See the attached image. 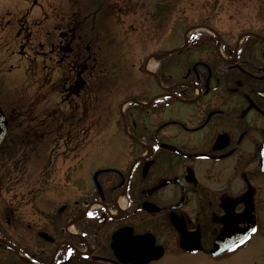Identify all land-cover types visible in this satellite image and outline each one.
<instances>
[{"label":"flooded vegetation","instance_id":"af4514ba","mask_svg":"<svg viewBox=\"0 0 264 264\" xmlns=\"http://www.w3.org/2000/svg\"><path fill=\"white\" fill-rule=\"evenodd\" d=\"M57 1L0 6V34L14 33L1 40L0 68L3 52L14 48L29 64L21 105L0 99L7 125L0 264H250L255 253L245 247L264 233V0H205L189 17L182 12L185 26L168 25L172 2L163 0L164 25L137 31L140 50L151 52L138 56L135 74L118 86L115 131L104 144L119 138L120 163L95 174L91 191L79 189L75 199L71 185L54 186V163L71 162V138L57 137L59 121L78 104L88 113L101 108L108 78L107 43L97 45L96 37L83 50L71 17L104 14L111 0H70L66 12ZM114 2L118 14L122 0ZM223 2L232 11L221 26ZM65 13L72 16L61 26ZM32 18L50 19L37 48L28 36ZM119 31L116 46L124 43ZM20 114L18 123L13 115ZM102 114H90V127L108 124ZM13 125L22 139L8 138ZM6 144L23 154L6 153ZM45 148L50 155L40 153ZM31 162L40 168L28 170ZM253 228L251 240L234 248Z\"/></svg>","mask_w":264,"mask_h":264},{"label":"rangeland","instance_id":"374dc122","mask_svg":"<svg viewBox=\"0 0 264 264\" xmlns=\"http://www.w3.org/2000/svg\"><path fill=\"white\" fill-rule=\"evenodd\" d=\"M5 1V0H3ZM0 0V6L3 2ZM9 1V0H8ZM75 1V0H74ZM115 1V0H114ZM113 0L108 1L106 12H102L96 15L89 17L78 18L71 17V22H75L77 26V31L75 32V40L80 36L82 38L83 50L86 47V44L94 42L97 37L96 44L107 43V56H106V67H107V93L108 98L105 103H102V107L96 110H92V113H88L89 108L83 104H78L75 108L74 114H71V118L67 117L66 122L64 118H61L59 123L61 124V129L57 132V137L60 139L71 138V162H62V159L57 160L54 165V181L55 187L59 189L64 186L71 185V198L75 199L81 196L79 189H86L85 191H91L93 186L92 177L95 174H99L101 170L106 168H117V165L120 163L119 154H117V145H120L119 138L115 137L116 140L110 143L104 144L107 138H109L112 133L115 131V120L116 112L115 109L118 107V102L121 100V95L119 94L118 86L122 84L123 80L126 77H131L135 74L137 66L138 56L143 52V55H146L151 52L148 51L146 46L144 50H140L138 42H141L138 35V28H148L155 26H163V7L160 5L163 3V0H122L120 2L121 12L116 13L114 10L115 2ZM58 5L62 6V11L71 10V1L70 0H58ZM171 20L169 26H185V23L188 22V18L182 17V12H185L188 17L191 13H195L199 10V5L203 4L205 0H171ZM220 11V25L223 26L225 22H228V18L232 9L227 3H221ZM119 5V6H120ZM169 10V11H170ZM160 12V18L153 20L152 13L149 15V12ZM66 18H60L59 21L62 23L61 26L67 25L70 17V13H65ZM240 19H235L239 22H243L242 16ZM8 19H5L6 21ZM10 20V19H9ZM20 20V19H18ZM160 21V22H159ZM180 21H186L183 24ZM83 22L82 27L79 28ZM188 24V23H187ZM50 19H28L27 27H29L28 36L31 37L30 47L37 48L39 43H45L47 37V32H50ZM240 27L239 25H236ZM121 28L123 33V45L116 46L120 41L121 33L119 31ZM13 30V29H11ZM143 32V31H142ZM14 33H1L0 34V49L1 46H4L2 43V38L5 36L13 35ZM133 34V35H132ZM108 36V37H107ZM106 38V40L104 39ZM147 42V41H146ZM145 42V43H146ZM109 44V45H108ZM15 50V48H14ZM11 49L10 51H14ZM3 52L4 58L7 59L5 65L0 68V99L4 103L7 101H14L15 103L21 105V99L23 96V91L27 90L25 84V71L27 74L28 65L27 59H21L18 56H13V52ZM98 52L97 49H95ZM27 54L25 57L33 58L29 55V50L26 51ZM31 60V59H30ZM99 60V58H98ZM18 66V68H16ZM100 64L97 62V73L99 72ZM11 70V72H10ZM25 86V87H24ZM20 93L22 96H20ZM25 94V93H24ZM103 96V94H102ZM98 99L99 95L96 96ZM8 106V103L5 107ZM104 106H107V125L103 128L101 121H96V125L90 127V114H93L95 119H99L101 116L104 117L102 112L104 111ZM21 109V108H18ZM117 111V110H116ZM90 112V111H89ZM101 115V116H100ZM17 118V122H23L21 117L23 115H13ZM71 124L70 126H67ZM63 125V127H62ZM12 126V129L9 133H12L8 138L12 140L22 139V132L20 128L17 130ZM51 148V147H50ZM9 149L6 153L13 155L23 154L22 147L15 145L6 144L5 151ZM61 150V148H60ZM5 151H2L3 153ZM35 151V150H34ZM38 151V149H36ZM40 153L49 154L50 149L40 150ZM5 153V154H6ZM31 154H36L35 152ZM118 158V159H117ZM64 159V158H63ZM40 163L31 162L28 165V170L36 171L37 168H40ZM49 166L48 162L44 161L43 166ZM45 167V166H44ZM70 170L71 175L67 176L65 171ZM35 179L32 178V182ZM254 238L247 247H245L244 252L255 253L251 259L250 264H264V233L260 232ZM250 259L246 260L249 261ZM239 260L235 264H241ZM248 264V262H245Z\"/></svg>","mask_w":264,"mask_h":264},{"label":"water","instance_id":"95a60500","mask_svg":"<svg viewBox=\"0 0 264 264\" xmlns=\"http://www.w3.org/2000/svg\"><path fill=\"white\" fill-rule=\"evenodd\" d=\"M6 130H7L6 121H5L4 116H3L1 109H0V144L2 143L3 139L5 138ZM249 235H250V230L246 231L243 234H240V237L236 238L235 242H232L233 245H235V246H237L238 244L240 245L241 243H243L244 238L248 237Z\"/></svg>","mask_w":264,"mask_h":264},{"label":"snow or ice","instance_id":"6c2138e0","mask_svg":"<svg viewBox=\"0 0 264 264\" xmlns=\"http://www.w3.org/2000/svg\"><path fill=\"white\" fill-rule=\"evenodd\" d=\"M89 215H91V213H90ZM256 231H257V229H255V228L252 229V233H253V234H255ZM250 240H251V236L245 237L244 240H243V243L246 244V243H247L248 241H250ZM239 246H240V245L238 244L237 247H239ZM232 250L234 251L235 249H232Z\"/></svg>","mask_w":264,"mask_h":264}]
</instances>
